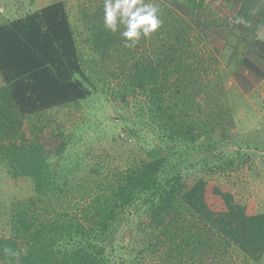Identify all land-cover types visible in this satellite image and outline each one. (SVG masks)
I'll use <instances>...</instances> for the list:
<instances>
[{"label": "trees", "instance_id": "obj_1", "mask_svg": "<svg viewBox=\"0 0 264 264\" xmlns=\"http://www.w3.org/2000/svg\"><path fill=\"white\" fill-rule=\"evenodd\" d=\"M214 1L155 0L163 23L141 38L145 50L138 56L119 32L105 28L103 18L92 26L89 44L102 57L129 54L119 57L121 79L110 91L113 106L134 113L135 126L150 127L168 144L167 153L177 146L212 145L219 126L233 117L223 82L229 75L220 72L215 48L230 51L233 78L245 91L264 78V36L259 35L264 0H222L223 9ZM231 6L234 14L227 9ZM218 27L227 34L212 49ZM87 65L63 0L0 24V160L14 177H32L38 196L61 197L75 186L53 162L68 144L64 132L46 135L31 119L91 95L84 82L90 80ZM147 153L121 171L116 183H98L80 215L54 212L50 205L40 209L34 198L17 206L10 234L0 235V264H139L148 253L164 264H209L231 252L246 264L263 259L264 211L239 203L225 185L212 188L220 202L213 207L208 179L191 181L181 171L164 176L168 157ZM76 185L81 192L89 186ZM130 207L145 208L148 221L131 238L138 247H129L130 259L122 255L113 261L106 242L118 224L130 225L120 217Z\"/></svg>", "mask_w": 264, "mask_h": 264}, {"label": "rangeland", "instance_id": "obj_2", "mask_svg": "<svg viewBox=\"0 0 264 264\" xmlns=\"http://www.w3.org/2000/svg\"><path fill=\"white\" fill-rule=\"evenodd\" d=\"M54 1L0 0V24L36 11ZM63 1L75 29L80 53L88 63L86 73L90 80L84 79V82L92 93L77 103L43 111L33 117L31 122L41 127L46 135L64 132V140L68 144L64 154L53 159V162L59 171L68 174L66 181L75 187L61 197L43 194L38 196L32 177H14L9 172L6 161L0 160V235L10 234L14 209L29 202L31 198L36 201L35 207L40 209L44 205H50L54 207V212L80 215L82 212L79 209L90 201L98 183L103 186L110 182L116 183L117 175L140 159L146 158L148 150L168 157L163 170L164 176L181 171L191 181L202 177L208 179V201L211 206L220 207L218 197L212 194V188L214 185H225L232 190L239 203H250L254 205V211H264V78L251 82V89L245 91L233 78L235 65L228 60L230 51L224 53L222 49L215 48L220 59V72L229 75L223 82L233 117L227 116L224 124L219 126L216 131L217 139L212 145L198 143L188 150L177 146V151L167 153L168 144L158 139L150 127L135 126L137 116L134 113L113 106L110 91L111 87L118 86L121 79L118 75L122 67L119 57L126 58L129 54L112 52L111 57H102L89 44L92 26L100 23L103 18L104 0ZM154 1L145 0L150 3ZM214 5L219 9L224 8L222 0L214 1ZM227 9L233 14L236 12L232 6ZM215 34L217 40L212 44V49L220 39H224L227 31L224 32L218 27ZM259 35L264 36V31L261 30ZM146 45L147 49L150 48L149 52L153 53L150 40ZM133 48L136 56L145 50L142 40ZM77 77L81 78L80 75ZM2 82L0 73V86ZM174 166L177 169L174 170ZM80 182L89 185L85 192L78 190L76 184ZM74 188L76 191H73ZM48 200L51 204L47 203ZM125 212H121L120 217H123V222L129 221L130 225L125 227L118 224L115 227L117 230H112L114 238L106 242L107 252L113 261L119 260L122 255L127 260L130 259L129 247H138L137 242L136 245L135 242L131 243V238L136 234L139 225L144 226L148 221L145 208L130 207ZM144 256L139 264H164L157 254L148 253ZM209 264L246 263L241 254L231 252L223 258L212 257ZM252 264H264V257L259 263Z\"/></svg>", "mask_w": 264, "mask_h": 264}, {"label": "clouds", "instance_id": "obj_3", "mask_svg": "<svg viewBox=\"0 0 264 264\" xmlns=\"http://www.w3.org/2000/svg\"><path fill=\"white\" fill-rule=\"evenodd\" d=\"M103 22L112 33H120L126 47H135L142 37L149 38L163 23L159 7L145 0H104Z\"/></svg>", "mask_w": 264, "mask_h": 264}]
</instances>
